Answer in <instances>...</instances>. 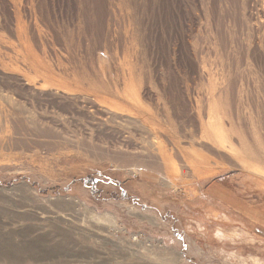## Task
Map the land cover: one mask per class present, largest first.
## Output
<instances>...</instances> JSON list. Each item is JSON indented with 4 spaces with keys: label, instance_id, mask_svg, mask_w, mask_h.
Masks as SVG:
<instances>
[{
    "label": "rangeland",
    "instance_id": "rangeland-1",
    "mask_svg": "<svg viewBox=\"0 0 264 264\" xmlns=\"http://www.w3.org/2000/svg\"><path fill=\"white\" fill-rule=\"evenodd\" d=\"M85 1L56 5L42 19L47 37L30 52L0 11V264H264V65L249 56L264 54L263 32L241 0L217 1L214 19L203 0H186L189 51L206 76L189 74L184 55L158 75L154 40L134 46L128 35L113 49L100 45L98 6ZM220 74L237 85L245 168L196 145L211 135L216 95L208 79ZM132 75L136 88L148 89L147 117L135 112L132 123L97 113L104 99L129 113L116 96ZM39 77L59 91L70 87L72 101L34 94L27 83ZM154 126L180 145L167 153L177 174L144 145Z\"/></svg>",
    "mask_w": 264,
    "mask_h": 264
},
{
    "label": "bare ground",
    "instance_id": "bare-ground-1",
    "mask_svg": "<svg viewBox=\"0 0 264 264\" xmlns=\"http://www.w3.org/2000/svg\"><path fill=\"white\" fill-rule=\"evenodd\" d=\"M94 1H95L96 5L98 6V8L96 10L97 14H98V19H97L98 22L96 21L93 26L95 28L96 34L98 35L97 38L99 40L100 45L104 44L107 48L113 49V47H115V45L118 43V41H121V39H126L128 37V35H130L132 43L134 46H136L137 44L139 46V44H140L139 38L142 40V43H144V44L145 43L148 44L149 41L154 40V42L156 44V49H157L156 58L154 59V66H155L156 71H157L156 74L159 75V70L161 68L170 67V66H172L173 63L175 64V58H179V57H182L184 55L185 64L187 66L189 65V70H188L189 74L193 73L194 75H199L202 79L205 78L206 72L201 67V64L198 61H196L193 54L189 51V44H191V43H188L187 39L190 38L189 34L191 33V31H190V27L187 25V22H189V16L188 15H190V13H191L188 9V6H191V5L187 6V4H185L187 1L189 2V0H187V1L186 0H173V1H171V0H94ZM203 1L205 3V6H206L207 15L210 17V19H212V18L214 19L215 16L217 15V12H218L217 9L220 8V6H217V1H220V0H203ZM75 2H76V0H0V7H1L0 11H2L3 16L6 17V22L8 21L6 28L8 29V33L11 34V36L15 38L16 42L18 43V47L24 48L25 50H28V52H30L33 45L38 46L39 44H42L43 41L45 40V37H47L48 32L46 30V26L43 25V23H42V19L44 20L47 17H50L51 15H55V6L56 5H58V4H60V5L61 4L62 5L68 4L69 5L70 3H75ZM169 2H171V3H169ZM241 2H242L241 3L242 6L244 8H246V12H248L250 14L249 15V16H251L250 19L256 24L255 28H256L257 32H263V34H264V0H259V1H257V0H241ZM241 4L240 5L238 4V5L241 6ZM58 7H59V5H58ZM203 8H205V7H203ZM77 11H78V9H77ZM243 11H244V9H243ZM243 11H242V13H243ZM206 12H205V14H206ZM88 15H89V12H88ZM170 15H172V17L176 16L175 18H173L174 20L172 19V17ZM231 15H230V17H231ZM233 15H234V10H233ZM192 16H194V15H192ZM240 16H242V15H240ZM234 17H235V15H234ZM88 18H89V16H88ZM118 18H121L122 20L127 19L128 23H129L128 26L120 25ZM195 18H196V16H195ZM223 19H224V17H223ZM164 20H165V23L167 26H165L163 24ZM242 22H243V20H242ZM246 22H247V20H246ZM89 24H88V26H89ZM191 26H192V24H191ZM232 26H233V24H232ZM243 26H242V28H243ZM104 27L106 29V33H104L103 30H101V28H104ZM250 28H252V27H250ZM231 31H232V28H231ZM219 32L220 31H218V33ZM141 33H143V34H141ZM215 34H216V32H215ZM231 34H232V32H231ZM165 36H168V39H169V41L172 42V45L170 43L165 44V42H164V39L166 38ZM259 36H261V35H259ZM235 40H236V38H235ZM231 41H232V39H231ZM257 47H259V46H257ZM229 49H230V47H229ZM261 49H262V47H261ZM152 50H154V49H152ZM253 50H254L253 53L251 52L249 54V52H248V54L250 56V60L251 61L259 60L264 65V54H262V52L259 51L260 48H259V50L256 49V51H255V49H253ZM183 51L185 54L182 53ZM172 56L174 57V59H172ZM256 66H257V64H256ZM94 73H96V72H94ZM99 74L101 75V73L98 72L96 74V77L92 76L94 78H90V76L88 74L87 75L91 79L90 81H92L93 79H98L100 77ZM133 77H134V75H132L130 85L125 84V86H123L122 91L120 92V95L118 94L116 96L119 100H122V101L125 100L128 103H130L131 110L129 111V113L127 110L124 109V107H122L120 105L119 102L113 101V103H111L112 101H108L107 99H104L101 101L99 100V102H97L101 108V110L100 109L97 110L98 111L97 113H99L100 115L103 116V114H102L103 112H108V113L110 112L113 114L112 116H113V119L115 118L114 120H118L119 117L123 118L126 115V116H128V119L131 120L132 123L137 121V119L134 118V116H132L135 112H137L140 116H146V110L144 108L143 100L146 97H148V93H147L148 89L147 88L144 89L143 87H141V89L136 88L134 86L135 84L133 81ZM21 78H23V77H21ZM23 79H25V78H23ZM50 79H52V78H50ZM50 79H42V77L30 78L31 81L27 84L29 85V87L33 88L34 94L37 93V95H39V93L47 92L49 90L51 92L50 96H52L54 98L56 96H58V97L61 96L62 100L69 101V102L72 101L71 96H74V95L71 94V92L73 90H71L70 87H65L64 89L59 91L56 84H53ZM208 81L211 84H214L212 86V94L214 96L216 95L215 99H214V110H213L214 120L210 123V134L211 135L206 138V141H204V142L200 141L198 144H196V143L195 144L200 146V147L202 144H205L206 149H208L212 152H213V149L216 151L220 150V151L224 152L225 154L232 156L237 161V164H239L242 168H245L244 165L246 164V158H248L250 156V154L246 152V149L243 150V148H240V147H242V145L240 144L239 139H238L241 135V134L239 135V132H241V131H239L240 129L239 130L237 129L239 127L237 126V123L235 122L236 117L234 116L237 113L238 107H239V102H237L238 105L236 106V104H235L236 102L234 100V97L236 96V93L238 92L237 85L234 83L235 81L233 82L232 79H230L225 74L213 75V76L209 75ZM178 83H179V81H178ZM3 86H5V85H3ZM160 86H162V85H160ZM160 91L165 93L166 91H170V90L167 88H161ZM240 91L243 92V88L240 89ZM74 92L78 93L79 91L74 90ZM4 93H6V92H4ZM6 95H8V94H6ZM11 96H12V94H11ZM94 102H96V101H93V104H94ZM107 104H108V106H106ZM19 105L20 104H18V107H19ZM91 106H92V104H91ZM186 106L187 105H184V111H183L184 113L185 112L188 113V111L186 110L187 109ZM126 109H127V107H126ZM15 110L17 111V109H15ZM155 111H156V109H155ZM155 114H153V115H155ZM109 116H107V118ZM100 118H102V117H100ZM227 119H232L233 121H226ZM22 120L24 121V119H22ZM139 121L140 120H138V122ZM160 123H161V121H160ZM106 124H105V126H107ZM170 125H172V124H170ZM170 125H167V126H170ZM133 126L136 127V125H133ZM158 126H161V125H158ZM174 126H175V123H174ZM141 127H143V126H141ZM161 128H163V127H161ZM161 128H159V127L156 128L155 126L152 127L153 131L151 132V134H153V137H149L150 136L149 135L150 132H149V134H148L149 139L146 137L147 139H146V142L144 143V145L147 148L149 147L150 149L152 148L153 150H157L158 152H162L161 156L165 157L163 159V161H164V164H167L169 172H171L172 174H177L179 171V167L178 166L173 167V164L171 163V159L167 158V153H168V151L173 150V149L179 151L180 145H179V143L174 142L173 139L170 138L173 135L170 136L168 134L169 131L167 132L166 130L161 129ZM176 128H179V127H176ZM133 130H135V129H133ZM144 130H145V128H144ZM178 130H181V129H178ZM185 130H187V129H184V131ZM97 131H99V130H97ZM156 134H158L161 137L160 138H159V136L157 137ZM242 134H243V131H242ZM144 139H145V137H144ZM181 141H184V139ZM191 146H192V144H191ZM188 167H190V166H188ZM262 177H264V175H262Z\"/></svg>",
    "mask_w": 264,
    "mask_h": 264
}]
</instances>
